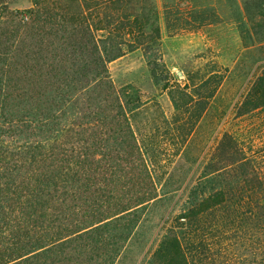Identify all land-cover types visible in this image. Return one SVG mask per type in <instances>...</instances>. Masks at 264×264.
<instances>
[{
	"label": "trees",
	"instance_id": "trees-1",
	"mask_svg": "<svg viewBox=\"0 0 264 264\" xmlns=\"http://www.w3.org/2000/svg\"><path fill=\"white\" fill-rule=\"evenodd\" d=\"M14 1L0 0V264H116L158 196L131 125L141 98L117 89L109 65L143 52L181 143L222 76L192 93L172 81L156 0ZM209 8L163 0L168 33L213 25ZM243 150L221 142L146 264H264V177Z\"/></svg>",
	"mask_w": 264,
	"mask_h": 264
},
{
	"label": "rangeland",
	"instance_id": "rangeland-1",
	"mask_svg": "<svg viewBox=\"0 0 264 264\" xmlns=\"http://www.w3.org/2000/svg\"><path fill=\"white\" fill-rule=\"evenodd\" d=\"M191 1L200 8L210 7L209 11L218 14L217 21L199 32L171 35L165 26L163 0H156L163 61L172 81L187 85L192 93L193 84L211 74L222 76L220 87L184 143L183 134L173 124L176 111L168 91L153 82L143 52L127 53L109 65L117 89L141 98V107L131 115V125L158 196L141 212L138 227L116 264L149 261L225 138L237 141L257 161L264 177V107L253 109L264 101L259 88L264 75V0ZM32 5L31 0H16L11 6L26 10ZM203 97L196 101L204 102ZM192 115L182 120L183 132H188Z\"/></svg>",
	"mask_w": 264,
	"mask_h": 264
}]
</instances>
